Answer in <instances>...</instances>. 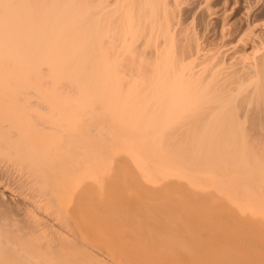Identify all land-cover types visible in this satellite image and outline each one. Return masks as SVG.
Listing matches in <instances>:
<instances>
[{"label":"bare ground","instance_id":"bare-ground-1","mask_svg":"<svg viewBox=\"0 0 264 264\" xmlns=\"http://www.w3.org/2000/svg\"><path fill=\"white\" fill-rule=\"evenodd\" d=\"M0 264H264V0H0Z\"/></svg>","mask_w":264,"mask_h":264}]
</instances>
